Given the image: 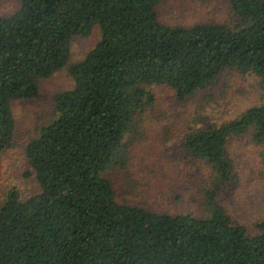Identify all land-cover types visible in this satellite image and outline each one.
<instances>
[{"label":"trees","instance_id":"1","mask_svg":"<svg viewBox=\"0 0 264 264\" xmlns=\"http://www.w3.org/2000/svg\"><path fill=\"white\" fill-rule=\"evenodd\" d=\"M161 1L19 0L0 16V167L16 138L12 102L37 99L63 69L71 79L22 149L33 190H0V264H264V219L251 232L218 200L238 176L230 139L250 133L264 145V102L184 135V160L214 173L198 198L203 216L120 203L105 177L153 108V88L181 102L239 71L264 94V0H225L228 21L188 27L164 24ZM95 29L93 48L68 65L71 41Z\"/></svg>","mask_w":264,"mask_h":264},{"label":"rangeland","instance_id":"2","mask_svg":"<svg viewBox=\"0 0 264 264\" xmlns=\"http://www.w3.org/2000/svg\"><path fill=\"white\" fill-rule=\"evenodd\" d=\"M18 2L0 0V16L12 14ZM157 11L160 20L171 26L229 19L225 0H162ZM97 40V29L86 38L73 39L68 65L80 61ZM70 87L71 79L63 69L40 83L37 99L12 102L16 138L14 146L2 157L0 190L13 186L22 193L33 190L32 180L24 177L22 149L54 119L53 96ZM152 93L153 108L146 113L143 124L122 143L119 167L106 170L105 177L111 180L120 203L170 214L203 216L205 210L198 198L214 173L203 161L184 160V135L190 128L236 119L250 107L261 105L264 94L253 74L239 71L224 72L211 89L185 101H177L165 87H155ZM260 151H264V145L256 146L250 133L231 138L228 153L238 176L229 189L218 192L224 212L251 232L253 225L264 219V162Z\"/></svg>","mask_w":264,"mask_h":264}]
</instances>
